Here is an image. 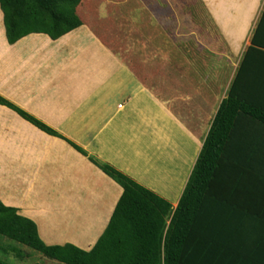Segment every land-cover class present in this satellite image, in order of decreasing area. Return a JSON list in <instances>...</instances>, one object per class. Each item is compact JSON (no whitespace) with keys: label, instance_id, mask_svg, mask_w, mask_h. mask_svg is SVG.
Wrapping results in <instances>:
<instances>
[{"label":"crops","instance_id":"crops-1","mask_svg":"<svg viewBox=\"0 0 264 264\" xmlns=\"http://www.w3.org/2000/svg\"><path fill=\"white\" fill-rule=\"evenodd\" d=\"M171 1L138 2L163 17L158 10L169 9ZM199 1L213 9L232 0ZM262 1H244L251 9L239 47ZM103 6L132 8L122 0L86 1L80 8L91 11H78L80 28L59 40L33 34L15 45L7 40L0 7V95L61 135H49L0 105V201L34 221L46 245L88 252L125 192L71 143L176 209L230 90L216 109L209 102L200 107L198 100L161 96L164 49L151 48L150 35L134 33L132 25L119 31L112 12L99 11ZM263 12L264 4L245 52ZM199 121H208L201 132Z\"/></svg>","mask_w":264,"mask_h":264},{"label":"trees","instance_id":"trees-1","mask_svg":"<svg viewBox=\"0 0 264 264\" xmlns=\"http://www.w3.org/2000/svg\"><path fill=\"white\" fill-rule=\"evenodd\" d=\"M86 1L98 0H0L9 44L59 40L83 25ZM0 105L61 137L1 95ZM71 145L124 189L107 230L89 252L48 246L34 221L0 201V253L24 259L26 247L62 264H264V12L176 209Z\"/></svg>","mask_w":264,"mask_h":264},{"label":"rangeland","instance_id":"rangeland-1","mask_svg":"<svg viewBox=\"0 0 264 264\" xmlns=\"http://www.w3.org/2000/svg\"><path fill=\"white\" fill-rule=\"evenodd\" d=\"M122 1H128L132 8L103 6L99 11H102L103 15L112 12L119 31L129 30L132 25L134 33L143 32L150 35L151 48L164 49L166 86L165 90H160L161 96L168 100L173 95L182 97V100H198L200 107L209 102L208 105L216 109L236 75L264 0L253 16L247 38L240 47L239 33L241 29L249 26L246 23L251 9L244 6L245 2L249 4L250 0H232L226 3V7L213 9L203 8L199 0H172L173 4L169 9L158 10L164 14L163 17L159 16L157 11L149 13L143 9L139 0ZM121 13H128L125 18H129V21L122 17ZM162 59L163 56L161 66ZM175 81L177 89L174 88ZM197 123L201 132L208 121L205 125L200 121ZM20 248L25 255L24 259L16 258L14 254L2 253L0 258L11 264H62L26 247Z\"/></svg>","mask_w":264,"mask_h":264}]
</instances>
